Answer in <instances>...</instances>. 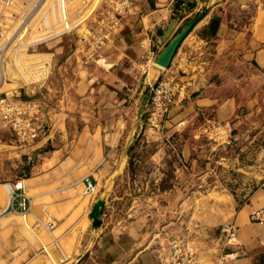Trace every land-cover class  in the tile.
<instances>
[{"label": "rangeland", "instance_id": "obj_1", "mask_svg": "<svg viewBox=\"0 0 264 264\" xmlns=\"http://www.w3.org/2000/svg\"><path fill=\"white\" fill-rule=\"evenodd\" d=\"M76 1L79 8L73 19L80 26L46 39L33 50L25 51L23 47L11 61L14 66L7 63L5 86L0 84V90L19 86L16 91L21 98L42 96L48 112L46 126L38 138L52 133L53 128L52 139L34 149L28 148L31 145L18 146L7 131L0 130V201L6 204L9 199L11 186L5 183L51 165H56L54 175H62V180L47 189L68 185L66 190L44 196L34 195L37 188L27 189L31 198L27 212L0 211V264H135L105 261L95 254L92 244L90 251L83 250L89 233L100 225L93 228L87 216L99 195L106 200L105 230H114L129 221L137 226L143 224L142 230L147 227L144 240L152 254L149 264H155L157 259L154 247L174 239L190 246L192 264H214L230 246L225 243L221 225L230 222L242 201L264 182V75L250 78L253 86L248 93L256 94L257 102L238 108L244 117L241 139L219 142L209 131L214 121L204 118L191 124L178 121L169 125L166 120L173 101L160 126L153 127L147 120L150 105L146 107V103L151 85L165 76L159 70L163 68L154 65L155 55L134 62L122 59L117 52L116 62L112 63L102 55L96 63L81 58L84 45L75 40L85 28L84 17L98 0L73 3ZM129 1L131 13L140 0ZM147 1L151 6L172 8L176 0ZM200 1L203 0L187 2L196 5ZM128 13L120 16V23L110 33L106 51H116L112 43L120 37L122 17ZM43 33H31L29 39ZM39 64L49 65V72L34 84ZM156 71L153 78H148ZM145 80L150 82L143 96ZM121 128L123 138H129L126 146L131 153L126 169L119 174L121 159L109 176L105 168L112 160L117 161L109 150L99 168L93 169L101 157L100 132ZM232 132L237 130L231 125L233 137ZM123 141L114 147L116 153ZM37 151L40 154H35ZM152 151L157 154L149 157ZM85 173L95 177L94 195L83 192L80 178ZM22 182L27 186L26 179L22 178ZM168 183L167 198L162 188ZM66 197L69 198L64 202L54 203ZM131 259L129 255L127 260Z\"/></svg>", "mask_w": 264, "mask_h": 264}, {"label": "crops", "instance_id": "obj_2", "mask_svg": "<svg viewBox=\"0 0 264 264\" xmlns=\"http://www.w3.org/2000/svg\"><path fill=\"white\" fill-rule=\"evenodd\" d=\"M187 1L192 2V0H176L173 7L169 8L168 6H151L149 1L140 0L136 8L134 6L131 9V13L122 17L119 27L120 37L111 42L116 51H106L107 42L103 47L104 56L107 60L110 59L111 63L116 62L115 53L117 52L121 54L122 59L134 62L143 57L149 59L173 33L205 5L202 16L181 39L168 65L163 68L157 64L163 68L159 70L173 78L178 86L166 121L170 125L178 121L191 124L203 118L216 122L230 119L232 129L237 130L235 134L232 132L234 138L241 139L244 128L241 129L240 123L244 117L238 113V108L240 105L250 106L257 102L256 94L248 93L252 91L253 86L250 78L254 75H264V0H207L205 2L203 0L196 5H190ZM158 71L148 78H153ZM148 80H145L142 86V89H145L143 96L150 82ZM51 132L53 133V128ZM52 133L38 138L28 148H39L45 140L49 142V139H52ZM128 139L126 136L125 139L123 138L122 128L100 132L101 157L95 162L93 169L99 168L106 151L109 150L117 156V161L115 163L112 160L113 164L110 163L105 170L110 176L122 159L119 169L121 174L120 172L126 169L127 158L131 155L126 146ZM122 141L124 144L116 153L114 147ZM35 154L40 152L37 151ZM155 154L157 151H152L148 156L152 157ZM34 167V165L31 166V168ZM55 169L56 165H51L37 171L30 170L28 175L22 177L27 181V186L23 182L22 185L24 193L29 198V209L31 198L26 193L27 189L37 188L35 196H44L47 193L67 189V184L65 187L60 184L47 189L53 182L62 180V175L59 177L54 175ZM93 169L92 172H95ZM89 174L95 179L92 173ZM22 178L16 179L22 181ZM80 180L82 182L81 178ZM11 183L4 185L11 186ZM162 191L168 198L170 184L163 186ZM68 198L56 200L54 203H62ZM104 201L103 210L99 216L101 223L89 233V240L83 244V250L90 251L92 244L95 254L105 261L122 260L128 263L149 264L152 254L148 247L149 243L145 244L144 240L148 233L147 227L142 230L143 224L137 226L129 221L120 224L114 230L113 228L105 230L106 200ZM6 205L7 202L4 204L0 201V211H3ZM258 208L264 209V182L248 194L230 218V223L235 227L238 243L227 246V250H231L234 257L224 260L221 264H264V219H253L250 216V211ZM15 212L18 213V211ZM129 255L132 256L131 260H127Z\"/></svg>", "mask_w": 264, "mask_h": 264}, {"label": "built area", "instance_id": "obj_3", "mask_svg": "<svg viewBox=\"0 0 264 264\" xmlns=\"http://www.w3.org/2000/svg\"><path fill=\"white\" fill-rule=\"evenodd\" d=\"M74 0H0V77L4 76L7 63L12 65L14 56L22 50H33L48 38L67 33L80 26L73 18L78 14ZM82 3V0H78ZM97 1L95 7L84 17L85 28L77 34L75 43H82L80 57L96 63L99 55L104 56L103 47L109 42L110 33L120 23V16L128 13L131 7L129 0H115L104 5ZM96 13V15H95ZM95 25V26H94ZM44 32L40 37L31 38V33ZM19 87V86H17ZM17 87L0 90V130L7 131L18 146L32 145L43 131L47 120V103L42 96L21 98ZM177 85L165 75L156 80L150 87L147 99V120L153 127H159L163 116L173 101ZM10 93V94H8ZM210 133L219 142H229L232 137L229 120L212 122ZM84 191L93 190L95 179L88 174L82 176ZM27 212L29 198L23 191L21 179L11 183V191L4 210ZM253 219L263 220L264 209L250 211ZM225 243L236 245V231L232 223L221 225ZM158 253L155 264H192L191 249L182 245L177 239L154 247ZM234 257V253L224 251L214 264H221Z\"/></svg>", "mask_w": 264, "mask_h": 264}, {"label": "water", "instance_id": "obj_4", "mask_svg": "<svg viewBox=\"0 0 264 264\" xmlns=\"http://www.w3.org/2000/svg\"><path fill=\"white\" fill-rule=\"evenodd\" d=\"M204 9L205 5H203L195 15L190 17L179 30H177L168 38V40L160 47V49L153 57L154 62L163 67H166L168 65L175 48L177 47L181 39L190 30L194 22L202 16ZM103 205L104 198L99 195L93 201L90 211L87 213V216L90 219V224L93 228L98 226L101 222V219L98 215L102 212Z\"/></svg>", "mask_w": 264, "mask_h": 264}, {"label": "bare ground", "instance_id": "obj_5", "mask_svg": "<svg viewBox=\"0 0 264 264\" xmlns=\"http://www.w3.org/2000/svg\"><path fill=\"white\" fill-rule=\"evenodd\" d=\"M153 63H154L155 66H157L159 68H162V67L158 66L156 62H153ZM45 64L44 65L43 64L37 65V70H36L35 74L33 75V83L34 84L38 83L39 81H42L46 77V75L48 74V72H49V69H48L49 65L48 66H45ZM5 82H6V71L4 73V76L3 77H0V84L2 85V87L5 86ZM83 192L86 195H94L97 192V182L95 181L93 190L91 192H86V191H83Z\"/></svg>", "mask_w": 264, "mask_h": 264}]
</instances>
